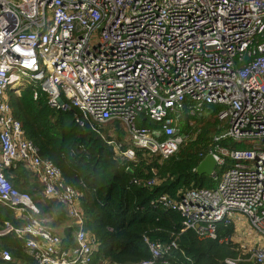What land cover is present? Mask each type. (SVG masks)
I'll return each mask as SVG.
<instances>
[{
  "label": "built area",
  "instance_id": "obj_1",
  "mask_svg": "<svg viewBox=\"0 0 264 264\" xmlns=\"http://www.w3.org/2000/svg\"><path fill=\"white\" fill-rule=\"evenodd\" d=\"M25 85L36 88L34 100L40 89L52 109L74 110L78 126L132 162L136 150L167 159L198 134L181 133L182 114L200 117L206 106H221L217 116L228 127L213 142L230 138L251 149L211 148L216 167L234 162L220 178L214 170L216 187L180 190L177 199L160 195L149 205L178 212L183 231L200 240H215L216 226L231 225L233 214L264 240V0H0V204L23 222H5L0 236L23 240L36 264H115L94 261L99 242L85 229L82 194L64 184L13 116L9 92ZM139 117L160 128L137 126ZM16 163L37 177L44 198L65 208L73 247L63 249L31 196L11 187L4 170ZM143 240L150 258L133 264H194L175 253V242ZM245 246L248 261L264 264V243ZM11 260L0 250L1 262Z\"/></svg>",
  "mask_w": 264,
  "mask_h": 264
},
{
  "label": "trees",
  "instance_id": "obj_2",
  "mask_svg": "<svg viewBox=\"0 0 264 264\" xmlns=\"http://www.w3.org/2000/svg\"><path fill=\"white\" fill-rule=\"evenodd\" d=\"M25 85L9 92V105L13 116L21 122L25 136L33 141L42 158L51 161L61 172L64 184L78 190L86 216L85 229L99 242L94 261L107 260L115 264H133L150 258L144 236L151 241L168 245L175 242L177 253L192 259L194 264H225V259L239 260L240 264H258L242 255L238 244L230 239L234 225L216 226L215 240H200L191 231H183L182 217L176 211L152 209L150 201L160 195L177 199L180 190L216 187V182L195 169L215 146L229 150L251 149L249 142L230 138L213 142L228 125L218 119L221 106H206L204 116H181V133L198 132L196 139L165 160L136 150V162L116 158L113 147L108 146L99 134L75 123L72 109L55 110L47 103L46 94ZM18 93V94H17ZM193 121L194 127L188 122ZM137 126L159 129L160 125L148 118L139 117ZM102 133L108 137L107 130ZM114 138L122 142L124 133L117 129ZM234 162L226 158L224 165L215 168L220 177ZM127 169L131 173L127 172ZM11 187L28 193L39 209V217L48 218L49 225L62 229V248L74 246V226L62 205L43 197L39 185L30 183L32 175L21 163L4 170ZM154 178L156 184L146 182ZM138 181L134 183V181ZM5 222L21 227L23 222L9 208L0 204V228ZM0 250H7L11 262L0 264H36L25 253L23 240L13 233L0 236Z\"/></svg>",
  "mask_w": 264,
  "mask_h": 264
},
{
  "label": "rangeland",
  "instance_id": "obj_3",
  "mask_svg": "<svg viewBox=\"0 0 264 264\" xmlns=\"http://www.w3.org/2000/svg\"><path fill=\"white\" fill-rule=\"evenodd\" d=\"M185 137H188L190 134H194V131L189 132L188 134L182 133ZM125 139V136L123 140ZM220 178V177H219ZM53 228V227H52ZM62 229L63 227L53 228L54 232L62 235ZM232 240L235 242V244L239 245H262L264 243V240L261 238V236L252 229L247 220L246 225L244 226L243 230L239 235L234 234L232 237Z\"/></svg>",
  "mask_w": 264,
  "mask_h": 264
},
{
  "label": "crops",
  "instance_id": "obj_4",
  "mask_svg": "<svg viewBox=\"0 0 264 264\" xmlns=\"http://www.w3.org/2000/svg\"><path fill=\"white\" fill-rule=\"evenodd\" d=\"M22 164V163H21ZM23 165V164H22ZM23 167L32 175V178H33V180L30 182V183H28L27 184V186L30 184H32V183H36L37 185H39L40 186V188H41V191L43 190V186H42V184L39 182V180L37 179V177L36 176H34L24 165H23ZM25 193V192H24ZM28 194V193H27ZM43 195V194H42ZM65 209V208H64ZM66 212V211H65ZM15 214V217L17 218V214L16 213H14ZM41 218V217H40ZM18 219V218H17ZM42 219H47L48 221H49V223H50V220L48 219V218H42ZM231 219H232V224L234 225V228H235V232H234V234H236V235H239L240 233H241V231L243 230V228H244V226L246 225V219L244 218V217H242V216H240V215H238V214H233V215H231ZM70 222H71V220H70ZM72 223V222H71ZM233 237V236H232ZM231 241L233 242V243H235L232 239H231ZM239 245V244H238ZM243 246H245V245H243ZM247 246V245H246ZM245 246V247H246Z\"/></svg>",
  "mask_w": 264,
  "mask_h": 264
},
{
  "label": "water",
  "instance_id": "obj_5",
  "mask_svg": "<svg viewBox=\"0 0 264 264\" xmlns=\"http://www.w3.org/2000/svg\"><path fill=\"white\" fill-rule=\"evenodd\" d=\"M216 168V161L212 154H208L205 158L198 164L195 169V173L198 175H205L207 177H212L214 174V170ZM128 173H131L129 169H127Z\"/></svg>",
  "mask_w": 264,
  "mask_h": 264
}]
</instances>
